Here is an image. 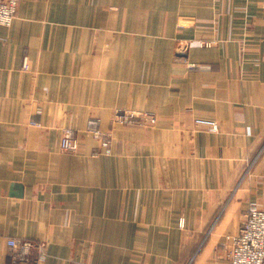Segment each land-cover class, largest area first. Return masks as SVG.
<instances>
[{
  "label": "crops",
  "instance_id": "0c3cea01",
  "mask_svg": "<svg viewBox=\"0 0 264 264\" xmlns=\"http://www.w3.org/2000/svg\"><path fill=\"white\" fill-rule=\"evenodd\" d=\"M121 108L158 122L115 129L111 155L62 150L65 127ZM252 205L264 0H21L0 25V264L11 237L46 241L43 264H231Z\"/></svg>",
  "mask_w": 264,
  "mask_h": 264
},
{
  "label": "built area",
  "instance_id": "2783aa9c",
  "mask_svg": "<svg viewBox=\"0 0 264 264\" xmlns=\"http://www.w3.org/2000/svg\"><path fill=\"white\" fill-rule=\"evenodd\" d=\"M20 0H0V25L10 26L15 18L17 6ZM24 68L28 69L26 62ZM152 119L148 114L139 116L121 110H116L114 120L123 122L127 119ZM32 123L39 124L33 120ZM197 123L205 125L210 130H218L215 120L197 119ZM104 146L108 144L104 143ZM63 150L74 151L78 149V144L73 140L69 132L63 136L61 141ZM107 151L110 150L107 148ZM229 257L231 264H264V209L252 205L245 215V220L238 234L227 237ZM8 245L19 252L23 259L28 260V254L36 252V260L32 259L33 264H41L46 260V252L43 243L30 239L16 240L11 238ZM87 264V263H86Z\"/></svg>",
  "mask_w": 264,
  "mask_h": 264
},
{
  "label": "rangeland",
  "instance_id": "374dc122",
  "mask_svg": "<svg viewBox=\"0 0 264 264\" xmlns=\"http://www.w3.org/2000/svg\"><path fill=\"white\" fill-rule=\"evenodd\" d=\"M21 0L18 3L17 6V10H16V14H15V18L14 20L17 18L18 16V10H19V6H20ZM13 20V22H14ZM12 22V24H13ZM11 24V25H12ZM10 25V26H11ZM7 26V27H10ZM24 70H27L26 68H24ZM121 111H126V112H130L133 113L137 116H139V114H148L150 117H152V119H141L140 117H137L135 119H127L126 121L123 122H117L116 120H110L111 121V126L110 128H102V126L99 124V122H97V120H86L84 123V126L81 128H76V127H65V129L62 131V136L63 137L66 132H69L71 137L73 138V140L78 144V149L74 150V151H69V150H63L65 152H71V153H85L87 152L85 150V146L86 144H91L92 146H98V148H94V150L92 152H89L90 156L96 157L97 155L100 154H106V155H111L113 153V142H114V130L117 128H135V127H143V128H147V127H152L154 126L158 120L156 118V116L150 112H145V111H141V110H137V109H131V108H121L118 109ZM32 119L29 120V124L31 125H36V126H42V124H33L32 123ZM106 143L108 144V146H104L103 144ZM107 148L110 150L109 152L107 151ZM96 149V150H95ZM183 226V225H182ZM14 238V237H11ZM9 238V239H11ZM8 239V240H9ZM23 239H28V238H16V240H23ZM33 240V239H30ZM34 241H38V240H34ZM39 242L43 243L44 245V251L46 252V260H44L41 264L45 263L47 261V258L49 256L48 254V247H47V243L46 241L40 240ZM10 247V246H9ZM12 248V247H11ZM228 249V247H227ZM12 250L14 251V254L12 256L13 259V263L17 264L23 261H27L25 259H23V257L21 256V254L19 252H17L16 250H14L12 248ZM150 255H146V254H136L134 256L135 259L139 260V261H143V260H148L150 257ZM28 261L31 262L32 259H34L36 257V252H31L30 254H28ZM133 258V255L131 256ZM37 258V257H36ZM36 258L34 259V261L36 260ZM33 263V261H32ZM95 264L93 262H91L90 260H83L82 264ZM186 264H188L186 262Z\"/></svg>",
  "mask_w": 264,
  "mask_h": 264
}]
</instances>
